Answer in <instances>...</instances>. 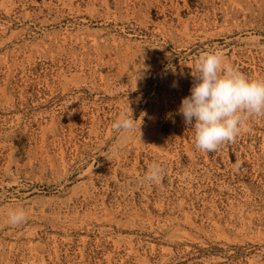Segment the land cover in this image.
I'll return each instance as SVG.
<instances>
[{"label": "rangeland", "instance_id": "rangeland-1", "mask_svg": "<svg viewBox=\"0 0 264 264\" xmlns=\"http://www.w3.org/2000/svg\"><path fill=\"white\" fill-rule=\"evenodd\" d=\"M27 12L98 41L42 49ZM0 28V264H264V117L201 152L177 111L204 52L264 78V0H0Z\"/></svg>", "mask_w": 264, "mask_h": 264}, {"label": "clouds", "instance_id": "clouds-1", "mask_svg": "<svg viewBox=\"0 0 264 264\" xmlns=\"http://www.w3.org/2000/svg\"><path fill=\"white\" fill-rule=\"evenodd\" d=\"M192 75L190 94L182 98L177 111L185 125L194 129L197 150L214 152L225 143L235 142L251 119L264 117V78L247 77L228 63L222 52L200 54ZM128 112L122 113L112 125L118 135L140 133L141 123L137 126L130 107ZM163 171L160 164L153 163L144 179L159 183ZM26 220L23 209L8 213V223L12 226Z\"/></svg>", "mask_w": 264, "mask_h": 264}, {"label": "bare ground", "instance_id": "bare-ground-1", "mask_svg": "<svg viewBox=\"0 0 264 264\" xmlns=\"http://www.w3.org/2000/svg\"><path fill=\"white\" fill-rule=\"evenodd\" d=\"M7 14L11 17V8L7 9ZM12 19L15 21L13 22L14 24L18 23V25L22 26L23 34L26 33V35L38 38V45H41L42 49L59 46L70 47L79 43H88L89 41L92 44H96L99 37V35L90 30H80L79 20L72 19L65 14L55 16L51 14L48 16L45 13L27 12ZM24 37L25 35H23Z\"/></svg>", "mask_w": 264, "mask_h": 264}]
</instances>
